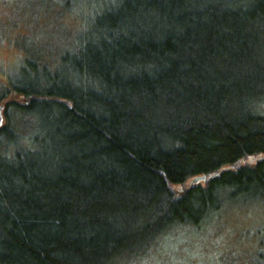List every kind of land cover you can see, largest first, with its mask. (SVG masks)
I'll return each mask as SVG.
<instances>
[{
    "label": "trees",
    "instance_id": "trees-1",
    "mask_svg": "<svg viewBox=\"0 0 264 264\" xmlns=\"http://www.w3.org/2000/svg\"><path fill=\"white\" fill-rule=\"evenodd\" d=\"M57 1L76 46L0 93V264H123L264 199V0Z\"/></svg>",
    "mask_w": 264,
    "mask_h": 264
},
{
    "label": "rangeland",
    "instance_id": "rangeland-1",
    "mask_svg": "<svg viewBox=\"0 0 264 264\" xmlns=\"http://www.w3.org/2000/svg\"><path fill=\"white\" fill-rule=\"evenodd\" d=\"M83 7L0 0V93L3 84L24 80L26 59L53 66L76 46L89 11ZM11 98H1L0 105ZM123 264H264V199L226 204L200 226H177Z\"/></svg>",
    "mask_w": 264,
    "mask_h": 264
},
{
    "label": "water",
    "instance_id": "water-1",
    "mask_svg": "<svg viewBox=\"0 0 264 264\" xmlns=\"http://www.w3.org/2000/svg\"><path fill=\"white\" fill-rule=\"evenodd\" d=\"M5 124V104H1L0 105V128L3 127V125ZM203 180H205L206 178L203 177Z\"/></svg>",
    "mask_w": 264,
    "mask_h": 264
}]
</instances>
